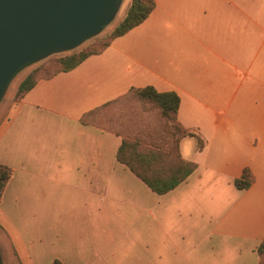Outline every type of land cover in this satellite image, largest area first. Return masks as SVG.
Wrapping results in <instances>:
<instances>
[{
	"label": "crops",
	"instance_id": "0c3cea01",
	"mask_svg": "<svg viewBox=\"0 0 264 264\" xmlns=\"http://www.w3.org/2000/svg\"><path fill=\"white\" fill-rule=\"evenodd\" d=\"M154 3L146 19L101 53L38 80L13 102L19 80L0 102V163L11 169L0 201L16 174L38 176L31 171L40 170L51 185L72 181V190H89L101 199L103 217L114 214V225H130L133 237L141 236L139 228L155 237L157 227L169 236L160 242L172 243L174 234L166 230L196 209L200 226L219 235L218 248H211L214 264H258L264 239V0ZM146 85L174 91L177 121L204 142L198 149L195 137L181 139L182 157L196 169L161 195L116 160L120 136L80 122L89 110ZM187 143L191 155L184 152ZM244 167L254 181L238 190L232 181ZM0 228L2 264H13L16 256L40 264L54 244L6 218ZM170 256L152 257L163 264ZM115 257L121 264L126 255Z\"/></svg>",
	"mask_w": 264,
	"mask_h": 264
},
{
	"label": "rangeland",
	"instance_id": "374dc122",
	"mask_svg": "<svg viewBox=\"0 0 264 264\" xmlns=\"http://www.w3.org/2000/svg\"><path fill=\"white\" fill-rule=\"evenodd\" d=\"M128 5L129 0H123L112 20L98 33L78 45L31 61L19 68L7 84L0 102L6 100L16 83L30 71L39 69L40 75L49 74L57 68L56 61L62 55L97 47L120 21ZM139 118L150 122L160 120L158 110L154 106L128 97L100 108L87 117V120L88 125L102 130H113L117 128L116 121L127 128L128 121L139 122ZM184 152L192 154L190 143L186 144ZM29 170L31 171L30 166ZM31 172H37L38 176H14L0 201V218L12 221L23 233L24 228L20 227L26 226L31 229V234L43 235L44 239L54 242L48 256L51 254L56 258L50 261V257L45 255L40 264H51L58 258L59 264H84V254L88 264H116L115 255L122 254L126 257L120 260L121 264H160L159 259L152 257L154 254L171 255L163 264H214L218 261L211 251L213 247L218 248L219 235L213 233L209 226H200L202 222L196 209L184 212V218L178 217L171 228L166 230L167 233L174 234L172 243L160 242L161 238L165 239L167 235L164 231L157 230V227L155 237L153 230L151 235L145 234L149 232L148 228L137 229L141 236L131 237L128 233L132 229L130 225L119 228L114 225V222L119 220L114 214L110 218L103 217L101 199L91 195L89 190L88 195L87 190H72V181H58L57 184L51 185L40 170ZM134 180L129 181L135 182ZM130 182L125 184L129 186ZM167 238L169 239V236ZM5 263L8 264L7 260ZM13 264L23 263L16 256Z\"/></svg>",
	"mask_w": 264,
	"mask_h": 264
},
{
	"label": "trees",
	"instance_id": "16d2710c",
	"mask_svg": "<svg viewBox=\"0 0 264 264\" xmlns=\"http://www.w3.org/2000/svg\"><path fill=\"white\" fill-rule=\"evenodd\" d=\"M154 5V0H130L123 17L97 47L62 55L56 61L57 68L49 74L40 75L39 69L30 71L19 81L12 101L21 100L38 80L71 70L88 56L101 53L114 38L123 35L146 19ZM128 97L154 106L158 110L160 120L150 122L139 118V122L128 121L127 128L116 121V129L103 130L115 133L121 138L115 152L116 160L127 167L151 191L159 195L165 194L183 182L196 168L195 162L181 156V139L195 137L198 149L203 147L204 142L198 133L185 128L177 121L178 95L174 91H157L151 85L131 87L122 96L84 113L80 122L87 124V117L95 111ZM10 176L11 169L0 163V199ZM253 181V172L250 168L244 167L239 177L233 180V185L236 189L242 190L248 188ZM257 251L261 256L258 264H264V239L258 244ZM51 264H59V260L54 259Z\"/></svg>",
	"mask_w": 264,
	"mask_h": 264
},
{
	"label": "water",
	"instance_id": "95a60500",
	"mask_svg": "<svg viewBox=\"0 0 264 264\" xmlns=\"http://www.w3.org/2000/svg\"><path fill=\"white\" fill-rule=\"evenodd\" d=\"M122 2L0 0V99L19 68L98 33Z\"/></svg>",
	"mask_w": 264,
	"mask_h": 264
}]
</instances>
